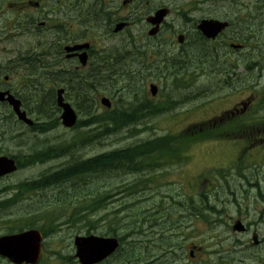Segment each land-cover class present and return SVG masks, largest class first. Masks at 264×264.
Returning <instances> with one entry per match:
<instances>
[{
	"label": "rangeland",
	"instance_id": "obj_1",
	"mask_svg": "<svg viewBox=\"0 0 264 264\" xmlns=\"http://www.w3.org/2000/svg\"><path fill=\"white\" fill-rule=\"evenodd\" d=\"M174 5L173 0H164V4L169 6L170 4ZM242 31V30H241ZM246 33V32H244ZM256 35V33H255ZM254 35V36H255ZM120 40L124 43L126 41L124 36L120 37ZM106 42V47L111 48L114 45H119L120 43L116 41L115 39H107L104 40ZM167 47L170 45L167 41L164 42ZM156 44V43H155ZM163 46V44H162ZM178 45L175 48V50H178ZM202 52V57L206 58L207 52L205 50L200 51ZM199 52V53H200ZM264 53V52H263ZM0 61H5V59L8 57V55L2 53L0 51ZM195 65L197 67H204L206 63H203V59H194L193 60ZM182 60H178L176 62V69H180ZM187 66L188 63H186ZM37 67V66H36ZM129 67V68H128ZM31 70L35 68V66L30 67ZM126 68H128L129 72H137L139 69V66L135 63H130ZM264 71V70H263ZM261 71V73L264 75V72ZM144 74H149L148 71H142ZM200 78H197V81L193 82L192 88L190 91H196V89L199 87V90L203 92L204 88H209L210 91L215 92V96L209 97V98H201L199 99L200 106L192 109H183V118L185 120H180L177 116H171V118L167 121H169V125H164L162 122V117H153L149 119L147 125H141L139 128L143 129L137 134H131L128 129L115 133L114 135L108 137L106 140L102 142V144H94V145H86L83 147H76L74 149V152L72 153V156H62L61 158L53 159L57 160L55 162H52L53 164H56L61 167L67 168L69 161H77L81 160V157L83 158H91L93 156L103 154V152L113 151L115 149L124 148L128 145L134 144L136 142H140L142 140L149 139L153 136H162L165 134H173L176 133L183 128L189 126L186 125L190 123L192 120H195L193 122H197L201 119H205L206 117H213L214 113H217L226 108H230L231 105L235 103H239L244 97V95L247 93L242 94V91H247V89L243 90L245 83L250 82V79L240 78L241 81L234 79V87L232 88H220L221 84L219 83V79L221 78L219 75L215 76V73L211 71V74H206L204 71L199 73ZM254 76L256 77V81L258 82V78L256 74L254 73ZM244 82V83H243ZM138 83H142V87L139 90V84L136 85V89L139 90V93L148 94V86L151 83H155L152 81L144 80V81H138ZM70 84V83H69ZM158 84L159 91H158V97L155 98V100H160L163 98L164 90L162 89L160 83ZM108 86L111 89V96H116L121 98L122 100H125L124 102H131L133 101L131 98H127L126 93L128 90H132L134 88V85L130 83L127 79H117L112 82H108ZM259 87H264V79L259 81ZM72 91L76 94V101L77 104L82 112L86 114V112H90V105L91 102L88 99V91H86V94L84 95V101H81V97L77 96V92H75L74 89ZM120 91V92H119ZM107 92H110L107 90ZM37 92L33 93V96H35ZM108 95L107 93H105ZM47 94H45L46 97ZM51 95V100L45 102V105L43 104V107L40 112L42 114L36 113L37 118V128H40V130L43 131L42 135H39L36 133V130L34 131V134L37 137H41L45 134L46 130L51 127L50 117H53L55 115V109L49 108V104L53 105V95ZM208 95H211V93H208ZM86 96V97H85ZM110 96V95H108ZM204 97V96H202ZM48 98V96H47ZM223 99V102L219 101ZM49 100V99H48ZM116 100V99H113ZM206 100H209L208 102L204 103ZM25 101L29 105L30 97L28 96ZM196 101L195 103H191V106L189 107H195V105L198 103ZM48 103V105H47ZM203 103V104H202ZM223 103V106H218ZM86 104V105H85ZM115 104V101H113V105ZM30 106V105H29ZM48 106V107H47ZM53 108V106H52ZM92 110L93 107L91 106ZM89 110V111H88ZM241 110V108H240ZM196 113L194 118L187 119L191 113ZM214 114L211 116L201 117L202 115H207L209 113ZM247 112L239 113V115H245ZM38 114V115H37ZM45 114V115H44ZM48 114V115H47ZM52 114V115H51ZM46 118V119H45ZM264 118V113L259 114V116H254V120H258ZM87 118L83 115L82 117V126L87 125ZM42 125V126H41ZM146 126H150L151 129L145 128ZM39 130V129H38ZM88 130V129H87ZM55 137L53 139V142L50 144V146H56L61 141V135L62 133L58 131L55 133ZM21 135L23 137V150L29 151L31 153L38 152V150L41 148L42 150H45L46 147L42 148V145L38 143V146L34 147L33 145L37 143L36 138H32L29 136H26L25 133L21 132ZM65 136H70L68 133ZM22 142V140H21ZM35 142V143H34ZM244 143V144H243ZM237 142V143H231V142H213L212 144L209 143H198L193 145L189 148V154L190 159L188 160L189 163H196V168L192 169L193 173L200 170L206 177V182H202V187L205 188L207 191L208 187L213 186V182L219 180V171L226 173L227 175H230V177L226 178L232 185L229 188V191H233L234 197H236V203H231L230 196L228 195L227 191L225 193H222L220 191H215L211 193L208 197L209 201L212 203H216L213 206H215L221 215V220H223L220 224L216 226H208L206 223L209 221L210 218L203 219L202 223L198 222L197 225H193L192 228L190 224H186V226H182V217L184 215L183 212L176 213V219H177V225L171 226L169 223V226L167 225V228H165L163 231L168 232L169 230L173 229L174 233L177 234H193V237H191L190 240L185 241L188 245H194L198 244V240H195L196 237H198L195 232L197 229L200 231L201 239L203 240V252L199 251L196 252L197 258L195 259V262L190 261H180L179 264H233L231 262L232 257H238L240 256L241 260H244L245 264H257L260 261H264V242L259 245L257 243L256 245L252 246L251 249H249L247 252H242L241 254L232 252V251H226L225 254L221 255L222 257H227L225 260V263H222L219 261V257L212 256L210 252H206V246L211 245L212 242L210 241L211 237H214L215 235H219L218 240H222L223 243L229 244V246H233L235 244V238L243 243L247 242V236L244 235L243 237H240L241 234H239V237H236L235 235L237 233L230 231V226L236 219H249L251 221H254V230L252 232L256 234L259 238L264 239V206H262L258 201L253 202L252 204H249L247 207H245V200H242V193L240 192L239 182L241 179H236L237 174H241V172L246 176V179L250 181V184L253 183V185H257L258 189L262 192V195L264 196V142L262 147L257 146H248L245 142ZM6 144V143H5ZM49 146V147H50ZM7 149H12V145L8 144L5 145ZM38 147V148H37ZM18 149H22V147H19ZM32 150V151H31ZM97 151V152H96ZM240 152V153H239ZM241 154L243 157H248L249 160H252L253 158L255 162H249L246 166H235V164H232L227 168L228 162L231 161L235 155ZM191 155H193L191 157ZM52 161V160H50ZM185 164V163H184ZM184 164L179 165H170V168L165 169L167 171H158V173H152L156 174L155 176H152L151 179L152 182L149 180L148 183H145L147 176L144 175V173H137V174H126V173H107L105 176L102 177V179L93 178L91 180V185L88 187L83 186V184H80L76 191H73L71 189L70 185L67 184L64 185V188H61L60 191H56L55 188H47L45 189V198L43 201H51L54 199L55 195L59 193L61 197H66L61 201L55 202L53 205V208L56 210L57 213L62 212L65 216L67 208H70L74 203L75 206L78 205L79 199H83L86 201L87 197L90 198H96L97 196H100L101 194H108L110 196V199L108 198L106 209L105 210H112L111 213L103 218L102 222L99 226H96V228L87 234L91 235H101L102 231H106L108 228L115 230L117 229V234L124 235V234H134V230H132V227L134 226H141L144 230L143 235L138 237V244H137V250L138 253L141 252L145 247L148 250L147 241H152L154 246L151 245V248H156L159 244H157V241L155 237L152 236V234H155V232H159V230L149 229L148 227L151 225L152 219H159L162 218L163 214L157 212H161L162 208L159 206L162 205V207H165L168 205L169 196L175 195V196H181V195H187L191 194L189 190L185 187H183L179 181L178 178H180V175L178 172L182 171L185 172L186 168ZM189 166V164H188ZM222 168V169H221ZM228 169V172L226 170ZM35 171H21L18 172L16 175L11 177L7 181H13V180H20L23 181L30 176H34ZM225 175V174H224ZM40 178V177H39ZM37 178V180L39 179ZM204 180V178L202 177ZM31 181V180H30ZM221 181V180H220ZM131 182H138L139 187H144L145 193L143 196H137L134 194L133 196H127V187L126 185ZM183 187V188H182ZM150 188V190H149ZM154 189V190H153ZM250 191V201L256 194L254 193L253 188L249 187ZM218 192V194H217ZM217 194V195H216ZM68 196V197H67ZM218 196V202L216 200V197ZM24 197V196H22ZM27 201H23L21 203H16L14 208L12 209V214H9L5 208H0V234H12L17 233L19 229H21L23 226H29L34 222V214L31 212L34 211L35 205L42 204L44 202L40 201L41 198H36L34 200H31L30 198H27ZM243 201V203H242ZM88 202V201H87ZM34 204L32 209H27L29 205ZM47 206L44 207V211L46 210ZM58 210V211H57ZM115 212V213H114ZM29 213V214H28ZM104 212H96L97 216L99 215H105ZM239 213V214H238ZM82 216V215H81ZM6 217V218H5ZM216 216H211V219H213ZM218 217V216H217ZM64 218V217H63ZM59 219L60 224L62 223V219ZM211 221V220H210ZM144 222V223H143ZM212 225H215L216 223L214 221H211ZM218 222V221H217ZM38 224L37 228H43L44 225L42 221H36ZM52 221L49 219L48 224H45L46 229L50 228L52 226ZM193 223V222H192ZM86 224L80 223L78 226H69L72 228V231H70L68 228H63L64 235H61L58 233V236L54 233L53 235L47 234V242L45 250L44 258L46 259L47 264H78L77 259L74 257L75 249L72 247V239L77 236H87L86 232L89 231L90 227L86 229ZM185 227H188L187 230H184ZM26 228V227H25ZM36 228V229H37ZM163 228V227H161ZM109 231V230H108ZM107 231V232H108ZM106 233V232H105ZM102 233V234H105ZM234 234V235H231ZM132 239V237H130ZM127 239L126 240V246H132V240ZM62 241V242H61ZM250 241V240H249ZM168 248L167 251L162 254L160 252V255L164 258H161L158 260L159 257H154L156 259L155 264H176L173 261V258L171 255H174L176 251V246L179 244L181 245L182 238L173 239V237L168 236ZM184 242V243H185ZM206 245V246H205ZM259 245V246H258ZM127 247H124V250H126ZM242 249L241 247L237 248L236 251H239ZM155 250V249H154ZM231 250V249H230ZM196 251V250H195ZM249 252V253H248ZM236 253V254H234ZM120 253H117L115 256H113L107 263L105 264H120L118 262V257ZM230 255V256H229ZM149 259H151L149 257ZM185 259V258H184ZM177 261V260H176ZM227 261V262H226ZM235 262V261H234ZM236 261L235 263H237ZM0 264H7L5 262H0ZM128 264V263H124ZM131 264V263H130Z\"/></svg>",
	"mask_w": 264,
	"mask_h": 264
},
{
	"label": "trees",
	"instance_id": "obj_2",
	"mask_svg": "<svg viewBox=\"0 0 264 264\" xmlns=\"http://www.w3.org/2000/svg\"><path fill=\"white\" fill-rule=\"evenodd\" d=\"M198 44V45H197ZM194 45V48L190 51V54L194 55L196 59H203L205 61H209L210 55L206 56V58L202 57V52L204 45L202 43H197ZM200 52V53H199ZM184 59V57H183ZM184 62V61H183ZM204 63V62H203ZM181 63L180 69L183 67H187L186 63ZM70 83V81H67ZM72 83V84H71ZM70 85L72 86V89L77 92V96L81 97V101H84V95L86 94L87 89L85 88L84 83H80L79 80L76 78L74 81H71ZM95 83V78L88 83V85H92ZM78 87V88H77ZM80 87V88H79ZM84 89V90H83ZM81 91V92H80ZM79 93H81L79 95ZM50 95V94H49ZM47 97V96H46ZM51 97V95H50ZM48 97V99L50 98ZM86 97V96H85ZM92 105H90V112L83 113V115L87 118V125H83L82 128L88 129V137L84 143L79 142H72L68 146L65 147H57L56 146H47L45 150H42L41 148L38 150V152H33L32 154H40L42 157L39 159L42 162H49L50 160L61 158L62 156L70 155L72 156V153L74 152V149L78 146L83 147L86 145H94V140L100 141L103 136H112L115 133H119L122 128L124 127H135L136 125H129L132 124L134 121L133 118L135 116V112L131 114H121L120 116H115V113L109 114L110 122H113V125H106L105 130H103L98 125H92L93 121H95L94 115H92ZM93 107V106H92ZM40 114V113H39ZM41 115V114H40ZM134 124V123H133ZM249 134L239 136L237 135L238 132L243 131V127L239 126V123L236 121L233 124L228 123L225 125H222L219 123V125L215 126H209V125H195L191 126L185 131L177 134V135H171L166 138H158L153 140L145 141L139 145H136L135 147H131L125 150H116L113 152H109L107 154H99L96 156H93L87 161H81V160H75L73 162L69 161L68 167L63 169L58 175L56 176V181L54 182H48V179L39 178L38 180H35L37 182H40L43 188H59V186L65 182H61L63 179L69 178L70 180H74L77 177H83L82 182L84 186H90L91 180L93 177L97 178L100 175L103 174H119V173H144L145 176H148V173H154L155 171L159 170L162 166L170 165L174 162H177L178 159L181 157L182 153L185 151V146H189L193 142H201V141H216V140H225V141H232V140H238V141H245L248 143L247 138H249L250 143H258L261 142L260 140L264 138V126L263 125H252L249 127ZM43 130V129H42ZM40 130V133L42 134L43 131ZM102 132V133H101ZM100 133V134H99ZM260 133V134H259ZM258 140V141H257ZM35 143V142H34ZM36 146H38V142L35 143ZM38 148V147H37ZM32 151V150H31ZM101 157V158H100ZM127 159V160H126ZM78 168V169H77ZM89 177V178H88ZM68 179V180H69ZM149 178L148 180H150ZM146 183V181H144ZM56 184V185H53ZM138 183H135L131 187L127 188L126 195L133 196L136 194L137 196H143L145 189L138 187ZM90 198V197H89ZM109 198L108 194H101L100 196H97L95 199L91 198L92 203H87L85 198L79 199V208L75 209L74 212V221H69L68 223L72 226H78V223L86 224V229L89 228L91 224V220L84 218V214L89 212L91 215L97 211L103 210L104 212H107L106 204L107 200ZM0 205V208H5ZM208 208L207 203L204 202L203 205V212H205V209ZM159 213V212H157ZM110 213L106 214L108 216ZM82 215V216H81ZM167 215L166 210L164 211V215L162 218L159 219H152L150 229L156 228V227H163L158 229L160 232H163L165 228H167V225H169L168 222L165 221V217ZM174 215V213H172ZM86 222H85V221ZM144 223V222H143ZM74 224V225H73ZM94 228L91 226L89 229V232H91ZM138 229L139 233H143L142 227L139 226H133L132 230ZM109 230V231H108ZM156 230V229H154ZM108 231V232H107ZM106 232V233H105ZM105 233V234H102ZM101 235L105 236H112L114 238H117L120 242V249L117 253H120L118 257V262L120 264H124L125 262L130 264L133 262L134 264H148V262L145 263V259L148 260V253L146 252H139L136 248V245L132 244V246H126V240L131 239L130 237L132 234H124V235H118L117 229L112 230L108 228L106 231H102ZM167 233H164V236L160 235L156 237L157 249H155V257H159V259L162 258L160 253L164 254L168 248V238L165 237ZM150 241H147L146 246L148 245ZM151 246L154 245L152 242L149 243ZM124 247H127L126 250H124ZM146 248V247H145ZM151 248V247H150ZM160 252V253H157ZM140 257H144L140 259ZM156 257V258H157ZM164 258V257H163ZM156 259L154 258V261ZM153 261V262H154Z\"/></svg>",
	"mask_w": 264,
	"mask_h": 264
},
{
	"label": "flooded vegetation",
	"instance_id": "obj_3",
	"mask_svg": "<svg viewBox=\"0 0 264 264\" xmlns=\"http://www.w3.org/2000/svg\"><path fill=\"white\" fill-rule=\"evenodd\" d=\"M155 3L156 0H145L141 4L139 0H16L18 9H15L14 13L17 17L15 22L26 25L36 35L43 36L45 31L52 32L54 41L51 46L54 56H56L54 61L62 63L67 61L66 53L64 52L65 48L77 43H83L84 37L88 35L90 25H93L95 31H107L109 33L113 32L115 25L119 23L125 24L123 31L137 27L140 14L144 22L150 15L148 13L150 9L155 12L160 8ZM44 13H48L53 22L48 28L46 21L35 20L36 15ZM171 15L172 11H170ZM173 16L180 23L190 25L191 31L195 33V28L203 20L213 19L228 24V29L224 34L230 31L232 33L241 32L242 34H245L244 32H252L253 36L255 33L260 34L264 43V0H181L179 8L173 11ZM36 25L39 28H36ZM182 32L186 35V44L189 45L190 32ZM99 38L101 39L99 44L102 51L97 55V50L94 48V64H97L104 76H109L110 78L118 76V73L113 72L112 67L105 63L102 64L101 61H114L119 48L122 46V42L109 49L106 47L102 33H100ZM190 45L193 46L192 44ZM86 54L90 59L91 51L89 50ZM29 60L28 64L30 67L39 66V62L32 59ZM73 60L77 61L78 58H73L71 61ZM4 75L0 73V90L10 93L16 88L18 82L11 79L10 76ZM64 77H61V79L65 81H73L75 79L72 76ZM96 78L100 79V76H96ZM25 103L28 105L26 101ZM29 105H31V100ZM6 190L5 186L0 187V196ZM7 203L3 201L0 202V205ZM197 251H199V248Z\"/></svg>",
	"mask_w": 264,
	"mask_h": 264
},
{
	"label": "water",
	"instance_id": "obj_4",
	"mask_svg": "<svg viewBox=\"0 0 264 264\" xmlns=\"http://www.w3.org/2000/svg\"><path fill=\"white\" fill-rule=\"evenodd\" d=\"M68 119L66 125L70 124ZM3 165L0 166V175L12 170V162L7 160H1ZM5 167L4 171L2 168ZM2 170V171H1ZM240 230L239 226L235 227ZM35 238L30 248H28L27 240L22 236H17L13 238H4L0 240V255L7 257L13 262H33L34 258L38 254V243L40 242V237L35 234ZM76 246V257L79 259L80 264H97L113 253L117 247V241L108 238L99 237H87V238H76L74 241ZM37 251V252H36Z\"/></svg>",
	"mask_w": 264,
	"mask_h": 264
},
{
	"label": "bare ground",
	"instance_id": "obj_5",
	"mask_svg": "<svg viewBox=\"0 0 264 264\" xmlns=\"http://www.w3.org/2000/svg\"><path fill=\"white\" fill-rule=\"evenodd\" d=\"M29 61H30V60H29ZM182 63H183V65H185L184 62H183V60H182ZM60 77H63V76H60ZM65 77H66V76H65ZM65 77H64V78H65ZM70 78H71V77H70ZM67 79H68V78H67ZM73 81H74V80H73ZM70 83H71V81H70ZM71 84H72V83H71ZM77 88H78V87H77ZM79 88H80V87H79ZM83 90H84V89H83ZM80 92H81V91H80ZM80 94H81V93H79V95H80ZM46 96L50 97L49 94H47ZM46 100H47V102L50 101V100H51V97L49 98V100H48L47 97L44 98V103H43L44 105H45V101H46ZM47 105H48V103H47ZM85 105H86V104H85ZM45 106H46V105H45ZM45 106H43V107H45ZM48 106H49V108H51V109L54 110V106H53L52 104H49ZM52 106H53V108H52ZM41 109H42V108H41ZM41 109H40V110H41ZM43 109H44V108H43ZM40 110H38L36 113H38V114H39V113L42 114V112H40ZM88 111H89V110H88ZM38 114H37V115H38ZM44 115H45V114H44ZM47 115H48V114H47ZM51 115H52V114H51ZM50 118H51V117H50ZM45 119H46V118H45ZM41 126H42V125H41ZM40 128H42V127H40ZM40 128H37V127H36L35 130H36V133H37V134L40 133ZM38 129H39V130H38ZM39 135H42V134L40 133ZM33 146L36 147L35 144H34ZM96 152H97V151H96ZM100 158H101V157H100ZM126 160H127V159H126ZM77 169H78V168H77ZM105 174H106V173H105ZM88 178H89V177H88ZM149 264H152V263L149 262Z\"/></svg>",
	"mask_w": 264,
	"mask_h": 264
}]
</instances>
